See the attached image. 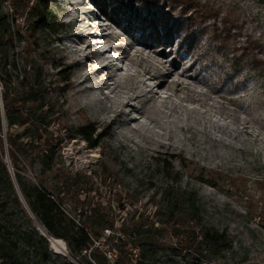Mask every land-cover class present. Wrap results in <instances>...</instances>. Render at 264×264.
Instances as JSON below:
<instances>
[{
    "label": "rangeland",
    "instance_id": "obj_1",
    "mask_svg": "<svg viewBox=\"0 0 264 264\" xmlns=\"http://www.w3.org/2000/svg\"><path fill=\"white\" fill-rule=\"evenodd\" d=\"M208 1L239 17L229 43L251 35L264 48V0ZM105 2L50 1L59 26L30 54L43 51L56 156L46 173L25 160L26 174L61 191L77 218L81 209L105 211L114 221L101 236L107 244L113 232L144 224L158 240L150 264H264V76L198 26L169 42L159 20L158 41L153 27L143 28L152 14L121 11L126 0ZM7 133L5 124L12 167ZM191 193L197 215L180 234ZM203 225L225 232L230 248L195 252L186 231ZM61 240L51 246L67 253Z\"/></svg>",
    "mask_w": 264,
    "mask_h": 264
},
{
    "label": "trees",
    "instance_id": "obj_2",
    "mask_svg": "<svg viewBox=\"0 0 264 264\" xmlns=\"http://www.w3.org/2000/svg\"><path fill=\"white\" fill-rule=\"evenodd\" d=\"M50 1L0 0V133L6 124L8 154L14 168L12 175L4 160L6 152L0 135V264H150L158 240L144 224L130 231L123 229V235L113 232L107 244L101 236L114 228V221L105 211L93 206L81 209L77 218L65 206L61 191L26 174L25 160L39 164L40 172L46 173L53 170L56 156L58 135L50 129L52 121L48 119L53 108L44 101L43 51L35 56L30 54L41 48L40 40L59 26ZM93 1L99 8H106L105 0ZM126 2L119 7L125 13L140 17L142 13L152 14L143 19V28L153 27V39L161 41L160 21L165 22L164 34L169 42L182 28L188 35H195L198 26L220 46L240 51L235 60L246 59L264 76V48L259 38L248 35L243 45L229 43L240 28L239 17L232 10L223 11V6L208 0ZM176 9L179 18L174 15ZM195 198L196 194L191 193L190 205L180 211L181 219L177 222L182 224L176 227L180 234L186 230L185 220L191 221L197 215ZM37 221L49 235L65 241L68 253L51 248L48 235L39 229ZM186 232V239L190 238V246L197 253H215L231 246L226 233L212 227L203 225ZM129 246L139 248L135 258ZM109 252L116 256L110 258Z\"/></svg>",
    "mask_w": 264,
    "mask_h": 264
},
{
    "label": "water",
    "instance_id": "obj_3",
    "mask_svg": "<svg viewBox=\"0 0 264 264\" xmlns=\"http://www.w3.org/2000/svg\"><path fill=\"white\" fill-rule=\"evenodd\" d=\"M7 153H8V149H7ZM7 163H8V165H9V166H8L9 171L11 172L12 175H14V173L11 171L12 167H11L10 163H9V162H7ZM22 198H23V196H22ZM37 223H38V227H39V229H40L44 234H47V235H48L50 241H53L54 243H57V242H58L57 239H60V238H54V237H52L51 235L48 234L46 228H45V227H44L39 221H37ZM51 248H52L55 252H59V251H56V250H55L54 246H51ZM61 248L64 250L63 247H61ZM65 250H66V248H65ZM66 252L68 253L67 250H66ZM63 254H66V253H63Z\"/></svg>",
    "mask_w": 264,
    "mask_h": 264
},
{
    "label": "built area",
    "instance_id": "obj_4",
    "mask_svg": "<svg viewBox=\"0 0 264 264\" xmlns=\"http://www.w3.org/2000/svg\"><path fill=\"white\" fill-rule=\"evenodd\" d=\"M108 256H109L110 258H112V259H113V258H114L116 255H115V254H113V253H111V252H109V253H108Z\"/></svg>",
    "mask_w": 264,
    "mask_h": 264
},
{
    "label": "bare ground",
    "instance_id": "obj_5",
    "mask_svg": "<svg viewBox=\"0 0 264 264\" xmlns=\"http://www.w3.org/2000/svg\"><path fill=\"white\" fill-rule=\"evenodd\" d=\"M109 57H107V59H108ZM109 61H111V60H109ZM125 104V103H124ZM124 106V105H123ZM116 110V109H115ZM119 111V110H118ZM121 111V110H120ZM114 112V111H113ZM57 241H62L61 239H57ZM63 242V241H62Z\"/></svg>",
    "mask_w": 264,
    "mask_h": 264
}]
</instances>
